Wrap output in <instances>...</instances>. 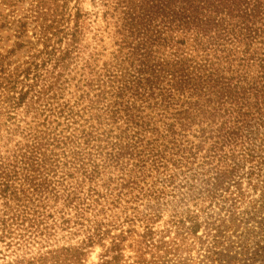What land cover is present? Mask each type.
I'll list each match as a JSON object with an SVG mask.
<instances>
[{
  "label": "trees",
  "instance_id": "trees-1",
  "mask_svg": "<svg viewBox=\"0 0 264 264\" xmlns=\"http://www.w3.org/2000/svg\"><path fill=\"white\" fill-rule=\"evenodd\" d=\"M82 1L0 12V264H264V0Z\"/></svg>",
  "mask_w": 264,
  "mask_h": 264
},
{
  "label": "rangeland",
  "instance_id": "rangeland-1",
  "mask_svg": "<svg viewBox=\"0 0 264 264\" xmlns=\"http://www.w3.org/2000/svg\"><path fill=\"white\" fill-rule=\"evenodd\" d=\"M31 0H0V12H2L3 14L11 12L13 10H15V12H24L26 10V8L29 6ZM73 4V3H72ZM82 8L86 9V10H92L93 8H95L92 4L91 0H83L81 3ZM92 18H94L92 16ZM102 23V22H101ZM32 34V30L29 29V35ZM4 38L7 39L8 41L2 42V44L0 45H5L8 48H11L14 43H16V41L18 40L10 30H7L4 33ZM25 40L29 39V36L24 37ZM33 39V38H31ZM28 47V46H27ZM25 48L21 49V52H24ZM99 248H97L98 250ZM96 253L97 251L93 252L92 256L90 257L91 260H95L96 259Z\"/></svg>",
  "mask_w": 264,
  "mask_h": 264
}]
</instances>
